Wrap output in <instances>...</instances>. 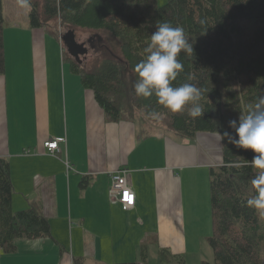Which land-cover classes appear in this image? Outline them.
I'll use <instances>...</instances> for the list:
<instances>
[{"label": "crops", "instance_id": "0c3cea01", "mask_svg": "<svg viewBox=\"0 0 264 264\" xmlns=\"http://www.w3.org/2000/svg\"><path fill=\"white\" fill-rule=\"evenodd\" d=\"M5 6L0 158L10 165L13 210H39L51 236L20 239L13 253L0 247V264L128 263L144 247L150 264H161L163 249L187 258L202 245L191 211L206 204L209 170L223 162L222 136L199 133L184 143L146 133L139 117L111 121L66 62L63 35L32 28L21 14L9 15L13 30L5 28ZM61 138L51 155L46 142ZM187 154L194 163L177 164ZM120 171L136 196L132 208L112 188Z\"/></svg>", "mask_w": 264, "mask_h": 264}, {"label": "trees", "instance_id": "16d2710c", "mask_svg": "<svg viewBox=\"0 0 264 264\" xmlns=\"http://www.w3.org/2000/svg\"><path fill=\"white\" fill-rule=\"evenodd\" d=\"M29 23L43 28L59 20L71 29L103 33L95 52H105L92 70L85 69L67 51L65 60L111 121L136 120L138 114H161V124L180 139L199 133H216L223 140V162L210 171L213 234L209 244L214 262L202 264H264V215L247 201L256 195L252 180L259 170L250 166L254 153L232 143L238 140L230 125L242 117L264 111V27L249 37L244 23H264V0H30ZM168 22L184 29L193 52H181L183 68L173 87L191 83L201 90L202 117L192 118L186 106L173 114L156 102L134 93L135 66L146 58L145 49L157 25ZM4 8L0 0V73L4 71ZM98 40V39H97ZM110 41V42H109ZM65 48V46H64ZM245 79L244 83H240ZM244 90H243V89ZM242 89V91H241ZM240 90V91H239ZM145 124L146 133L155 131ZM227 133V135H225ZM231 138V139H230ZM239 165L236 167L235 165ZM9 163L0 158V247L13 253L20 239L51 236L50 222L37 209L14 211ZM142 248L140 262L148 264ZM161 264H187L183 255L161 250ZM76 264H84L77 260Z\"/></svg>", "mask_w": 264, "mask_h": 264}, {"label": "clouds", "instance_id": "9594fccd", "mask_svg": "<svg viewBox=\"0 0 264 264\" xmlns=\"http://www.w3.org/2000/svg\"><path fill=\"white\" fill-rule=\"evenodd\" d=\"M16 3L26 11L31 9L30 0H16ZM145 51L148 55L134 69L138 74L134 85L135 95L146 99L155 96L156 102L173 114L182 113L187 105L192 104L193 106L188 108V115L192 118L202 117L204 107L199 103L201 90L191 83L172 86V82L177 79L183 68L178 56L182 51L187 54L193 52L184 29L180 26L173 27L168 22L159 23ZM260 105H264V98L260 99L257 108ZM149 115L155 118L158 114L152 112ZM229 123L239 137L231 142L254 153L250 166L259 170L252 180L257 194L250 198L247 204L262 210L261 214L264 215V111L242 117L238 127L235 121ZM235 166L239 167L238 164Z\"/></svg>", "mask_w": 264, "mask_h": 264}, {"label": "rangeland", "instance_id": "374dc122", "mask_svg": "<svg viewBox=\"0 0 264 264\" xmlns=\"http://www.w3.org/2000/svg\"><path fill=\"white\" fill-rule=\"evenodd\" d=\"M10 1V0H9ZM168 0H159V4L160 6H163L167 3ZM14 1H11V4H14ZM16 10L15 13L11 12V10ZM5 14H6V18H7V22L5 24V28H10L11 30H13L12 26H10L9 22H8V16L12 15V14H21L20 16H23V18H28L29 20V12L28 14L24 12V9L20 8L17 5H13V6H9L8 4V0H6V6H5ZM48 26L50 29H52L53 32L55 33H60L61 35L66 34L68 31L70 30H74L76 33V39L77 41H79V43L82 42H87L89 39L93 38L95 35H100L102 37H105V34L103 33H94L91 31H83L78 29H71L68 26H64L61 24V22L59 20L56 21H50L48 22ZM30 24V23H29ZM260 27H264V23H244L243 24V28L245 29V31L247 32L246 34L251 37L254 34V31H256L258 28ZM10 29H8V31H11ZM51 42V40H50ZM110 42V41H109ZM52 43V42H51ZM49 43V44H51ZM92 44L97 47L98 46V40L97 38L92 40ZM60 51H61V45L59 44L58 41H56V45H55ZM89 46V44H88ZM21 48H27L28 44L22 42L20 44ZM95 48L91 49L89 46V54L87 55V59L85 62V69L86 70H92L93 67H95V65H97L99 63V61L101 60V58L103 57V54H105V52H95ZM61 53V52H60ZM263 53H264V48H263ZM67 69V68H66ZM69 70V69H68ZM246 80L245 79H241L240 83H244V89L246 88ZM243 89V88H242ZM241 89V91H242ZM243 89V90H244ZM240 91V90H239ZM140 120H144L146 123H150V125H152L154 128H157L154 132L157 136L162 137V138H171V139H176L179 140L180 142H186V139H180L179 137H177L176 135H174V133L170 130H168V128L161 124L162 122V115L158 114L155 118H153L152 116H148L145 114H138ZM172 142V141H170ZM180 144V143H178ZM193 144L195 145L194 141ZM194 163L193 158H191V156L189 154H187L186 156V161L184 162H180V160H178L177 164H187V165H191ZM190 168V167H187ZM202 194H204L206 196V204L203 205L202 210H192L191 211V217L192 219L198 224L199 227L203 228V231L201 232L202 236H203V240H201L202 245L195 249V251L193 252H189L187 253V258L185 256V258L187 259L186 263L187 264H202L203 262H209V263H213L214 262V252L213 249L211 248L210 244H209V237L212 236L213 234V225L212 224V210H211V185L209 183V185L207 187H205L202 191ZM142 252V251H141ZM141 252L139 253V261H133V262H140L143 259V255L141 254ZM145 255L147 257V262L149 260L148 258V251H145ZM158 259L160 261V258L158 256ZM148 264H150L148 262ZM160 264V263H158Z\"/></svg>", "mask_w": 264, "mask_h": 264}, {"label": "built area", "instance_id": "2783aa9c", "mask_svg": "<svg viewBox=\"0 0 264 264\" xmlns=\"http://www.w3.org/2000/svg\"><path fill=\"white\" fill-rule=\"evenodd\" d=\"M64 143V138L50 140L46 142L45 148L51 155H56L60 151V145ZM122 173H124V171L112 174V188L116 195V199L123 204L125 208H132L135 206L136 196L134 192L128 188L126 178Z\"/></svg>", "mask_w": 264, "mask_h": 264}, {"label": "water", "instance_id": "95a60500", "mask_svg": "<svg viewBox=\"0 0 264 264\" xmlns=\"http://www.w3.org/2000/svg\"><path fill=\"white\" fill-rule=\"evenodd\" d=\"M97 38L99 42H102V37L100 35H95L93 38L89 39L87 43L90 45L91 49L95 46L92 44V40ZM62 42L65 46L67 53L73 57L79 65H82L89 54V47L87 43H79L76 39V33L74 30L68 31L62 36Z\"/></svg>", "mask_w": 264, "mask_h": 264}, {"label": "flooded vegetation", "instance_id": "af4514ba", "mask_svg": "<svg viewBox=\"0 0 264 264\" xmlns=\"http://www.w3.org/2000/svg\"><path fill=\"white\" fill-rule=\"evenodd\" d=\"M82 43H87V42H82ZM87 44H88V43H87ZM86 46H88V45H86ZM89 46H90V45H89ZM89 46H88V47H89Z\"/></svg>", "mask_w": 264, "mask_h": 264}]
</instances>
